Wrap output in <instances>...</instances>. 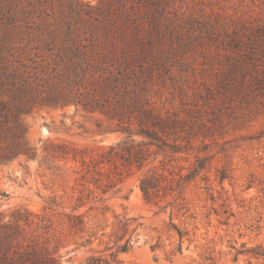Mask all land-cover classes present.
I'll list each match as a JSON object with an SVG mask.
<instances>
[{
  "label": "rangeland",
  "instance_id": "rangeland-1",
  "mask_svg": "<svg viewBox=\"0 0 264 264\" xmlns=\"http://www.w3.org/2000/svg\"><path fill=\"white\" fill-rule=\"evenodd\" d=\"M107 2L0 0V59L30 79L36 77L39 90L47 87V77L64 71L67 59L184 60L181 71L180 64L171 66L169 61L171 69L156 86L154 98L169 112L206 123L205 136L200 135L196 145L207 146L202 152L195 149L190 159L194 154L212 158L185 188L188 212L183 215L177 209L180 205L172 211L170 205L162 208L173 201V193L158 203L145 200L136 169L104 194L89 185L93 191L85 204L71 211L79 190L84 196L87 193L75 184L78 175L69 169L77 164L52 162L42 155L43 147L50 141H69L96 153L122 137L99 112H86L71 102L36 104L20 114L24 140L37 157L18 155L0 163V213L25 208L43 216L47 229L35 224L31 229L55 249L59 264H81L93 252L109 259L114 252L111 264H264V255L249 251L258 244L264 247V135L258 136L264 129V105L238 103L215 93L209 87L210 71L201 66V60L207 59L201 48L191 46L181 56V50H174L179 48L176 36L170 37V28L164 27L185 26L192 16L211 21H264V0ZM154 20L159 21L158 27L151 29L149 23ZM40 158L47 165L62 164L61 169L53 172L40 167ZM220 172L227 176L222 183ZM202 176L207 179L201 180ZM53 194H57V205L46 209ZM69 213L82 214L86 230L96 232L90 243L84 242L88 232L83 235L67 226L65 214ZM127 218L135 219L126 234L132 235V244L128 251L116 253L114 242L122 232L117 229ZM136 223L141 225L131 231ZM175 227L187 230L181 252L175 250ZM153 244L157 246L151 248Z\"/></svg>",
  "mask_w": 264,
  "mask_h": 264
},
{
  "label": "trees",
  "instance_id": "trees-1",
  "mask_svg": "<svg viewBox=\"0 0 264 264\" xmlns=\"http://www.w3.org/2000/svg\"><path fill=\"white\" fill-rule=\"evenodd\" d=\"M113 1L119 3L122 0H108L107 3ZM12 19L10 17L9 20ZM131 22L134 24L136 19L132 17ZM157 22L149 23L151 29L158 27ZM185 24H177L172 29L170 24L164 27L170 28V37L176 36L179 48L172 47L181 50V56L191 46L193 49L201 48V53L207 56V59L201 60V66L212 75L209 77V87L224 98L230 96V101L236 99L238 103L252 101L264 105V21H211L192 16ZM67 60L64 71L47 77V87L39 90L40 83L35 81L36 77L30 79L29 74L12 69L0 59V163L18 155L37 157L36 151L27 146L24 130L19 124L23 111L36 104L54 106L72 102L86 112H99L114 123L112 131L122 134V137L96 153L87 146L80 147L69 141H50L43 147L42 155L52 162L62 161L63 166L69 162L77 164L69 166V169L78 175L74 177L75 184L81 185L87 193L84 196L82 189L79 190L71 211L85 204V199L93 191L89 185L92 184L104 194L122 183L130 171L136 169L140 171L138 186L145 200L158 203L161 198L173 193V201H168L162 208L170 205L172 211L180 205L177 209L186 214L185 188L205 170L212 158L208 154H194L193 160L190 159L195 149L202 152L207 146L203 143L196 145L198 137L205 136L202 129L206 123L203 119L191 121L176 112H169L154 98L156 86L171 69L169 61H172L171 66L180 64L178 70L181 71L184 60ZM262 135L264 129L258 136ZM180 161L187 165L180 164ZM38 162L40 167L53 172L62 166L47 165L43 158ZM218 177L222 183L227 176L220 172ZM200 179L207 178L202 176ZM56 198L57 194L50 196L45 208L56 206ZM177 200L180 202L175 203ZM65 215L67 226L83 235L88 232L84 242L90 243L96 232L86 230L83 215ZM229 215H233V211ZM134 220L125 219L117 229L122 232L118 233L114 242L116 253L130 249L132 235L126 234ZM33 224L37 228L48 227L43 216L25 208H15L8 214L0 213V264H59L55 249L41 241L38 235L34 236L35 230L31 229ZM140 225L136 223L131 231ZM175 230L178 236L175 250L181 252L187 230L179 227H175ZM156 246L153 244L151 248ZM249 251L264 255L261 244ZM115 255L111 252L109 259L93 252L81 264H111Z\"/></svg>",
  "mask_w": 264,
  "mask_h": 264
}]
</instances>
